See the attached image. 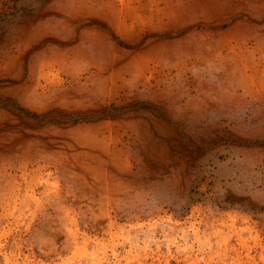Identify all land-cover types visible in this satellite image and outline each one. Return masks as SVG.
<instances>
[{"label": "rangeland", "instance_id": "1", "mask_svg": "<svg viewBox=\"0 0 264 264\" xmlns=\"http://www.w3.org/2000/svg\"><path fill=\"white\" fill-rule=\"evenodd\" d=\"M0 264H264V0H0Z\"/></svg>", "mask_w": 264, "mask_h": 264}]
</instances>
